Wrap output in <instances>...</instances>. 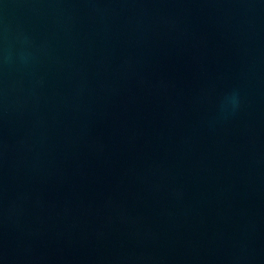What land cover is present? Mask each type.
Here are the masks:
<instances>
[{
  "label": "water",
  "instance_id": "water-1",
  "mask_svg": "<svg viewBox=\"0 0 264 264\" xmlns=\"http://www.w3.org/2000/svg\"><path fill=\"white\" fill-rule=\"evenodd\" d=\"M0 264H264V0H0Z\"/></svg>",
  "mask_w": 264,
  "mask_h": 264
}]
</instances>
